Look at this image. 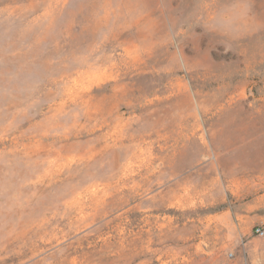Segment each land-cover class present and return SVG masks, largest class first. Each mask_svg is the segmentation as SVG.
<instances>
[{"label":"rangeland","instance_id":"374dc122","mask_svg":"<svg viewBox=\"0 0 264 264\" xmlns=\"http://www.w3.org/2000/svg\"><path fill=\"white\" fill-rule=\"evenodd\" d=\"M264 0H0V264H264Z\"/></svg>","mask_w":264,"mask_h":264},{"label":"built area","instance_id":"2783aa9c","mask_svg":"<svg viewBox=\"0 0 264 264\" xmlns=\"http://www.w3.org/2000/svg\"><path fill=\"white\" fill-rule=\"evenodd\" d=\"M253 233L257 237H264V227L263 226H255L253 228Z\"/></svg>","mask_w":264,"mask_h":264}]
</instances>
